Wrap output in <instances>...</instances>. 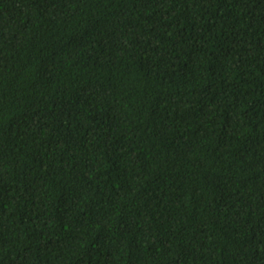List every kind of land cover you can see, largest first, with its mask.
<instances>
[{
    "label": "trees",
    "instance_id": "1",
    "mask_svg": "<svg viewBox=\"0 0 264 264\" xmlns=\"http://www.w3.org/2000/svg\"><path fill=\"white\" fill-rule=\"evenodd\" d=\"M0 264H264V0H0Z\"/></svg>",
    "mask_w": 264,
    "mask_h": 264
}]
</instances>
